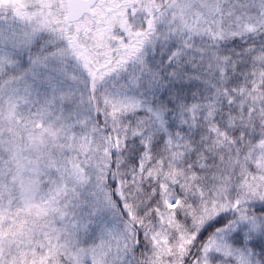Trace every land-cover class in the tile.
Returning <instances> with one entry per match:
<instances>
[{
	"label": "snow or ice",
	"instance_id": "1",
	"mask_svg": "<svg viewBox=\"0 0 264 264\" xmlns=\"http://www.w3.org/2000/svg\"><path fill=\"white\" fill-rule=\"evenodd\" d=\"M0 264H264V0H0Z\"/></svg>",
	"mask_w": 264,
	"mask_h": 264
}]
</instances>
